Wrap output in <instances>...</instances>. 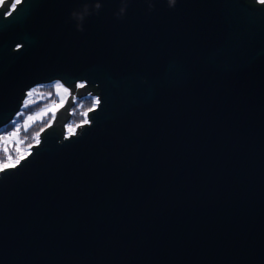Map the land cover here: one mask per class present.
Instances as JSON below:
<instances>
[{
  "label": "water",
  "instance_id": "obj_1",
  "mask_svg": "<svg viewBox=\"0 0 264 264\" xmlns=\"http://www.w3.org/2000/svg\"><path fill=\"white\" fill-rule=\"evenodd\" d=\"M10 2L0 129L38 85L71 95L0 172V264H264V3Z\"/></svg>",
  "mask_w": 264,
  "mask_h": 264
},
{
  "label": "trees",
  "instance_id": "obj_2",
  "mask_svg": "<svg viewBox=\"0 0 264 264\" xmlns=\"http://www.w3.org/2000/svg\"><path fill=\"white\" fill-rule=\"evenodd\" d=\"M54 82L38 85L32 88L23 102L22 108L16 113L15 117L7 125L0 129V160L5 164L23 158L29 149H32L41 139V135L49 125L48 116L34 120L27 124V119L37 110L46 106L50 102L58 101V95L54 87ZM41 89L42 94L39 97H34L31 92L34 89ZM59 102V101H58ZM98 105V97L95 93L90 92L84 97H75L74 105L71 109V117L68 121L69 128L83 127L89 121V113ZM48 122V123H47ZM19 126L18 135H15ZM9 134L14 136V140L6 147V141L3 138ZM28 155V154H27ZM22 160V159H21ZM20 160V161H21Z\"/></svg>",
  "mask_w": 264,
  "mask_h": 264
},
{
  "label": "rangeland",
  "instance_id": "obj_3",
  "mask_svg": "<svg viewBox=\"0 0 264 264\" xmlns=\"http://www.w3.org/2000/svg\"><path fill=\"white\" fill-rule=\"evenodd\" d=\"M261 1V0H260ZM1 3H2V0H0V6H1ZM84 84L85 83H83V82H79V84H78V87H83L84 86ZM54 87H55V90H56V94L58 95V101H56V102H50V103H48L46 106H44V107H42V108H40L39 110H37L33 115H31L28 119H27V124H29L30 122H32V121H34V120H37V119H40V118H42V117H44V116H48V122H49V125L46 127V128H48L52 123H53V121L55 120V118H56V112H58L66 103H67V101L69 100V97H70V95H71V89L68 87V86H66L64 83H62L61 81H59V80H56V81H54ZM42 94V90L41 89H39V88H37V89H34L32 92H31V95H33L34 97H39V95H41ZM47 122V123H48ZM68 123L69 122H67L66 123V126L68 125ZM80 127H74V128H67L66 127V136L68 137V136H70V135H74V134H76L77 132H78V129H79ZM18 133H20L19 132V126H18V130H17V132H15V135L17 134L18 135ZM0 134H1V132H0ZM7 136L6 137H4L3 138V141H6V144H3V146L4 147H6L8 144H10L13 140H14V136H11V135H9V134H6ZM39 143V142H38ZM37 143V144H38ZM30 151H31V149H29L28 151H27V154H29L30 153ZM4 153L2 152V154H0V155H3ZM26 154V155H27ZM25 155V156H26ZM24 156V157H25ZM23 157V158H24ZM23 158H21V159H23ZM20 159V160H21ZM20 160H18V159H16V160H14V161H12V162H10V164H5V163H3L1 160H0V172L2 171V170H4V169H6V168H9V167H12V166H15V165H17L19 162H20Z\"/></svg>",
  "mask_w": 264,
  "mask_h": 264
},
{
  "label": "snow or ice",
  "instance_id": "obj_4",
  "mask_svg": "<svg viewBox=\"0 0 264 264\" xmlns=\"http://www.w3.org/2000/svg\"><path fill=\"white\" fill-rule=\"evenodd\" d=\"M262 3H264V0H261ZM20 3V0H11L8 10L5 12L6 16H11L14 11L17 9V4Z\"/></svg>",
  "mask_w": 264,
  "mask_h": 264
},
{
  "label": "clouds",
  "instance_id": "obj_5",
  "mask_svg": "<svg viewBox=\"0 0 264 264\" xmlns=\"http://www.w3.org/2000/svg\"><path fill=\"white\" fill-rule=\"evenodd\" d=\"M175 2L176 0H169V7H174L175 6ZM97 7H99V5H97ZM74 16H77L78 14L73 13ZM81 20L83 19V17H79ZM78 30L83 31L82 25H78Z\"/></svg>",
  "mask_w": 264,
  "mask_h": 264
},
{
  "label": "bare ground",
  "instance_id": "obj_6",
  "mask_svg": "<svg viewBox=\"0 0 264 264\" xmlns=\"http://www.w3.org/2000/svg\"><path fill=\"white\" fill-rule=\"evenodd\" d=\"M259 3H262V2L259 0Z\"/></svg>",
  "mask_w": 264,
  "mask_h": 264
},
{
  "label": "crops",
  "instance_id": "obj_7",
  "mask_svg": "<svg viewBox=\"0 0 264 264\" xmlns=\"http://www.w3.org/2000/svg\"><path fill=\"white\" fill-rule=\"evenodd\" d=\"M3 1V0H2Z\"/></svg>",
  "mask_w": 264,
  "mask_h": 264
}]
</instances>
